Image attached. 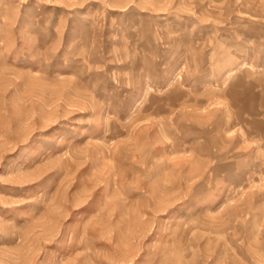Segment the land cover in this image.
<instances>
[{
    "label": "rangeland",
    "instance_id": "obj_1",
    "mask_svg": "<svg viewBox=\"0 0 264 264\" xmlns=\"http://www.w3.org/2000/svg\"><path fill=\"white\" fill-rule=\"evenodd\" d=\"M0 264H264V0H0Z\"/></svg>",
    "mask_w": 264,
    "mask_h": 264
}]
</instances>
